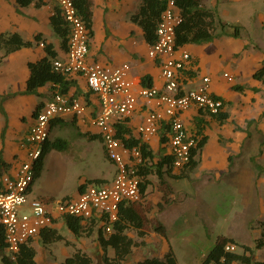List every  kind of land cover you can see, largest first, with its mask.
<instances>
[{
	"label": "crops",
	"instance_id": "obj_1",
	"mask_svg": "<svg viewBox=\"0 0 264 264\" xmlns=\"http://www.w3.org/2000/svg\"><path fill=\"white\" fill-rule=\"evenodd\" d=\"M89 1L93 30L90 55L114 65L128 63L134 81L147 85L141 81L142 77L147 75L151 85L162 87L159 60L148 56L149 44L144 39L143 30L130 19L142 0ZM218 4L219 0L201 1L202 6L215 9L219 17L221 14L228 15L230 9L240 7L238 3L234 5L232 0H224L220 4L221 10ZM246 4L248 7V1ZM54 8L55 5L51 2L37 7L34 4L20 6L16 0H0V33L16 32L24 39L32 40L30 46L21 47L6 55H3L4 49L0 48V158L3 162V170L0 173H15L20 162L25 159L26 149L22 143L34 122L36 111L53 93L60 92L58 85L52 82L40 86L37 93L25 92L30 75L28 65L37 62L46 54L42 42L52 43L59 53V58L65 56L66 51L60 49L61 39L54 33L49 22ZM36 34H41L42 39L34 41ZM181 47L189 52L191 64L195 69L204 66L209 70L202 76L210 78L212 93L224 99L223 110L228 112V116L221 122L196 107H191L181 114L188 132L195 135V117L200 116L206 120L202 132L207 136V140L197 156L198 163L190 170L172 167L170 171H162V181L155 171H150L144 177L147 185L141 205L149 220V227L143 235H138L133 227L124 231L138 243L131 247L122 264H133L147 257L162 258L170 250L178 264H200L211 248L197 262L194 244L184 246L183 251L176 248L174 250L171 244L173 237L169 234L180 233L190 226L198 227L204 222H210L214 216L220 217L216 209L220 205L221 191H226L232 186H239L241 190L234 191L236 197L233 195L229 226L214 233L213 245L219 238L228 237L237 245L235 252H242L241 245L254 246L256 239L261 235L260 222L264 221V144L260 143V140L262 141L264 136V83L253 78L252 74L264 64V52H259L260 47L254 41H241L240 37L229 35L201 44L188 43ZM221 70L224 71L223 74H231L233 81L229 82L220 77ZM188 75L193 80L187 85H195L194 80L197 79L193 70H189ZM67 80L71 85L63 93L87 100L88 115L93 114L98 107L97 97L89 91L84 79L76 77ZM233 85L243 86L244 89L235 90ZM251 88L258 90L253 91ZM139 106L131 117L121 122L129 129L125 138H138L136 126L147 110L142 102H139ZM59 124L71 125L68 138L83 137L85 141H98V144L91 146L90 142L88 145L83 141L75 144V150H88V155L82 157L83 166L88 167V173L76 177L71 193L65 192L56 197L40 187L38 181L42 178L47 155L54 149L66 150L68 141L58 136L52 139L49 135L45 144L59 140L63 145L61 148H50L45 154L40 174L29 187L30 198L47 203L75 197L87 182L108 184L116 170L105 154L97 128L89 125L87 119L80 120L69 115L58 116L52 120L50 131ZM166 132L167 128L162 127L147 144L153 155L152 162L156 163L162 157H172ZM84 134H92L94 137L90 138ZM93 147H97L99 152L96 167ZM165 169L166 165L163 167V170ZM212 182H219L220 185L216 195L211 198L208 196L209 191H216L209 187ZM222 185L223 188L220 187ZM203 188L206 192L202 191ZM165 192L168 195H165ZM230 193L233 194L232 190ZM194 206L198 209L193 212ZM80 222L83 230L80 235H75L68 227L65 215L55 214L52 224L29 242L36 252V264H64L66 258L71 257L77 250L90 256L92 264H103V251L98 235L100 230L104 235L111 231L107 232L99 219ZM157 224L162 225L163 233L155 229ZM54 235H60L61 238L55 239ZM193 240L195 243L199 238ZM107 253L111 257L114 256L113 248L108 247ZM59 256L61 257L58 259ZM252 258L264 261V246L254 249ZM230 264L238 262L233 261Z\"/></svg>",
	"mask_w": 264,
	"mask_h": 264
},
{
	"label": "built area",
	"instance_id": "obj_2",
	"mask_svg": "<svg viewBox=\"0 0 264 264\" xmlns=\"http://www.w3.org/2000/svg\"><path fill=\"white\" fill-rule=\"evenodd\" d=\"M53 3L69 27L65 56L53 62L54 68L72 79L82 77L89 91L97 97L98 107L88 115L87 100L68 93L55 92L36 111L22 145L25 159L13 175L0 173V228L4 231L6 253L15 259L21 244L39 235L50 226L55 214L77 217L82 221L99 219L107 232L118 218L121 204L142 200L141 177L138 169L145 165L138 145H128L117 136L116 123L124 122L138 110L142 102L147 110L136 126L137 137L149 144L162 127L167 128L168 148L173 166L183 168L197 146L195 134L186 129L181 114L196 107L209 114L223 110V100L212 93L210 78L202 76L200 82L188 86L192 77L189 70L195 67L187 50L175 44L176 27L182 20L176 0H165L166 6L156 27V39L148 45V56L158 59L162 87L140 85L130 74L128 63L114 65L90 55L89 28L79 14L74 0H43ZM224 77L233 81L225 72ZM69 115L87 119L97 128L108 159L115 166L111 182H87L75 197L55 202L30 198L29 187L34 168L42 148L50 135L54 118ZM224 250L235 252L237 245L227 242ZM209 264H218L210 262Z\"/></svg>",
	"mask_w": 264,
	"mask_h": 264
},
{
	"label": "trees",
	"instance_id": "obj_3",
	"mask_svg": "<svg viewBox=\"0 0 264 264\" xmlns=\"http://www.w3.org/2000/svg\"><path fill=\"white\" fill-rule=\"evenodd\" d=\"M202 0H176L177 7L180 9L182 20L176 27L175 44L177 46H183L188 43L201 44L211 41L215 38H219L224 35H229L235 38L241 36V26L235 23H226L220 19L217 11L212 8H206L201 5ZM20 6H28L34 4L40 7L46 4L43 0H16ZM75 6L84 20L86 26L89 28L90 37L93 36L91 10L89 0H74ZM165 0H142L138 9L131 15L130 19L135 24L139 25L143 30L144 39L148 44H151L156 39V27L159 22L161 13L165 9ZM49 22L54 33H56L60 39V49L64 52L67 50V41L69 37V27L64 20L61 12L55 6L53 12L49 17ZM41 34H36L33 38L34 41L41 40ZM45 50V56L40 60L28 65L30 75L26 82L25 92L37 93V89L44 85L46 82H52L59 87L60 92H65L71 85V82L66 79V76L54 68L53 62L59 58V53L55 50L52 43L42 42ZM32 40L24 39L20 34L16 32H4L0 33V48L4 49V54L17 50L21 47L30 46ZM253 78L260 80L264 83V64L256 69L253 74ZM141 81L143 84L151 85L149 76L145 75ZM235 90L244 89L243 86L233 85ZM253 91H257L258 88H251ZM222 99V98H221ZM225 101L223 99V105ZM205 112V111H204ZM264 114V113H263ZM262 114V115H263ZM212 117L223 122L228 116V112L221 110L216 114H210ZM206 120L202 117H195V128L197 146L192 149V157L185 167L188 170L194 168L198 159L197 156L204 146L207 136L203 134L202 130ZM117 136L130 145H138L143 156L148 158L144 166L138 169V174L141 177V193L142 197L147 185L144 177L150 172L155 171L159 180L162 181V171H170L173 166L172 157H162L158 162H152V152L148 148V145L141 142L139 138L129 136L125 138V135L129 132V129L121 122L116 123ZM129 134V133H128ZM87 137H94L92 134H84ZM62 141L59 140L49 141L42 148V153L36 162L34 168V178L39 176L43 166V159L45 154L50 148H61ZM166 165V169L163 167ZM3 162L0 158V171L2 169ZM32 180V181H33ZM165 195H168L165 192ZM166 200V196H164ZM65 221L68 227L74 232L75 235H80L83 230V225L80 219L73 216H65ZM261 235L256 239L254 246L241 245L242 252H228L224 250V246L227 242H234L233 239L228 237L219 238L215 244L211 247L207 255L201 261L200 264H209L210 262H216L218 264H230L233 261H237L238 264H264V261H258L252 258L254 249L264 246V221L260 222ZM133 227L136 229L138 235H143L149 227V220L143 213L141 201L133 202L129 204H121L118 212V218L112 222L111 232L109 234H103L100 230L99 241L102 248L101 261L103 264H122L126 255L131 251V247L137 244L129 237L124 231ZM155 229L163 233L162 225H156ZM55 239H60V235H54ZM31 240V239H30ZM30 240L21 244L15 259H11L6 253V243L4 239V231L0 228V260L2 264H36L35 250L29 244ZM111 247L114 250V256H109L107 248ZM248 253V254H246ZM64 264H92V258L84 252L77 250L71 257L66 258ZM133 264H178L172 251H167L162 258L159 257H147L143 260L137 261Z\"/></svg>",
	"mask_w": 264,
	"mask_h": 264
},
{
	"label": "rangeland",
	"instance_id": "obj_4",
	"mask_svg": "<svg viewBox=\"0 0 264 264\" xmlns=\"http://www.w3.org/2000/svg\"><path fill=\"white\" fill-rule=\"evenodd\" d=\"M232 1L234 5H237L238 3L240 7L237 9H230L228 15L221 14L220 19L228 23L239 24L241 26L240 40H247L248 42L254 41V43L260 47L259 52H264V0H246L248 1V7L245 0ZM222 2H224V0H219V10H221L220 4ZM208 71L209 70L204 66H199L196 69L194 68L193 72L195 73V77L197 79L196 81L194 80V84H197L201 80L202 75L204 73H208ZM223 72V70L220 71V77L225 78L222 75ZM236 94L239 95V93ZM70 128H72L70 124H59L51 129L50 137H53L52 139H54L58 136L66 139L68 141V147L66 150L54 149L47 155L42 178L38 181V185L40 187H43L56 197L63 195L65 192L70 191L71 193L73 191L72 188L76 177L79 174L85 175L88 173V167H84V162H82V157L88 155V150L87 152L84 149L75 150V144L79 143V141L80 143L86 142L87 144L90 142L91 146H97L98 144V141H85L86 139L83 137L68 138L67 136L71 130ZM262 138L263 140H260V143L264 144V136ZM253 139H255V137H253ZM93 150L95 152L93 153V157L95 158L94 167H96V160L99 158V152L97 151V147H93ZM219 185V182L210 183L209 187L216 189V191H209L208 196L211 198L214 197L219 189ZM220 187L223 188V185ZM230 190H232L233 194L230 193ZM238 190H241L239 186H232L226 191H221L220 205H218L216 209L217 214L221 215L220 217L214 216L211 218L210 222H204L198 227H186L180 233H170L169 236L173 237L171 241L173 249L175 250L176 248L183 251L185 249L184 246H191L194 244L193 246H195L198 257L197 262H199L200 257L205 255V253L213 246L215 240L214 233L220 229H226L229 226V213L233 204V195L236 197V193L234 191L237 192ZM202 191L206 192V189L203 188ZM197 209V206H194L192 210L194 212ZM192 237L196 239L199 238V240L194 243ZM242 238L246 240L244 236H242ZM60 257L61 256H59L58 259ZM0 264H2L1 260Z\"/></svg>",
	"mask_w": 264,
	"mask_h": 264
}]
</instances>
